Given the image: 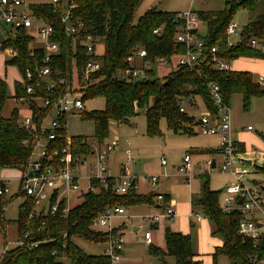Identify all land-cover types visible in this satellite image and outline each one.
Listing matches in <instances>:
<instances>
[{
	"label": "trees",
	"instance_id": "obj_1",
	"mask_svg": "<svg viewBox=\"0 0 264 264\" xmlns=\"http://www.w3.org/2000/svg\"><path fill=\"white\" fill-rule=\"evenodd\" d=\"M260 1L264 0H242L241 3L238 0H226L222 9L194 11L197 18L205 23V34L201 35L206 44L205 57L201 56L193 68L180 66L161 78L154 77L156 60L160 57L171 58L184 52L183 44L175 39L182 25L176 17L178 12L149 8L135 18L142 0H67L69 4H74L71 10L74 18L84 22L81 35L70 38L65 35L60 22L64 0L57 4L50 0L39 2L31 4L29 8L38 17L54 23L55 33L50 41L58 42L60 49L51 65L71 77L75 59L79 84L85 86L80 91L83 102L86 98L96 96L104 99V109L82 112L83 118L93 121L94 138L101 142L108 136L110 122L127 124L140 112L145 117V131L149 136L161 134L159 125L162 120L174 134H194L193 125L196 119L184 109L181 111L180 107L184 101L188 102L189 99L199 96L205 107L214 113L216 107L208 91L210 82L219 87L222 98L228 105L233 94H240L244 110H248L253 98L263 97L264 88L253 79L250 72L219 71L211 62L212 47H216L218 58L228 62L241 56L264 58V55L249 46L252 38L264 39V12L245 23L237 42L230 43L226 34V29L238 10L252 11ZM156 29L158 33H154ZM85 34L99 37L103 44L102 53H98L96 49L92 55L86 54L79 42ZM31 40L32 37L21 29L2 44L3 47L12 45L14 48V54L5 59V65L16 66L21 75L26 68L35 71L44 55L42 48L30 46ZM138 48L147 52L144 57V61L149 64V68L145 70L146 76L130 82L115 79V72L127 67L126 58ZM91 58L100 61L102 66L88 80H83L82 68ZM14 88L15 96L23 95L27 98L32 115L45 113L35 99L56 98V92L46 91L44 87L37 88L33 95L23 93L20 83H16ZM56 88L58 92L63 91V86L57 85ZM9 96L11 95L8 94L6 82L0 79V169H23L30 147H26L22 141L32 138V133L20 126L17 107L11 110L8 117L2 115ZM85 140L83 136L71 137V146L76 152L87 151L89 146ZM59 144L63 145L65 142L60 140ZM237 152H243V149L238 147ZM257 170L264 174V166L257 167ZM199 177L202 184L199 194L192 200V205L198 207L209 219L212 225L211 235L222 240V244L216 246L211 254L212 264H217L219 256H225L229 264H255L254 259L260 256L261 249L254 247L251 241L238 234L237 213L222 212L220 191L210 188L208 176ZM94 185L97 190L83 194V201L70 208L65 215L56 213L29 217L33 207L31 201L25 197L19 206L17 218L13 220L22 244L0 254V264H62L60 258L63 256L69 259L70 264H110V259L102 253H85L73 242L72 236L76 235L94 243H105L106 233L96 232L91 228L94 217L106 207L128 208L150 203L155 194L136 193L135 182L125 194H116L111 189L103 190L97 182ZM164 200H168L167 195H164ZM2 205L5 206L4 201ZM5 226L2 214L0 229ZM164 237L165 250L151 244L148 248L149 254L156 256L161 264H167L166 256H172L174 264H201L195 258L197 253L191 234L166 228Z\"/></svg>",
	"mask_w": 264,
	"mask_h": 264
},
{
	"label": "built area",
	"instance_id": "obj_2",
	"mask_svg": "<svg viewBox=\"0 0 264 264\" xmlns=\"http://www.w3.org/2000/svg\"><path fill=\"white\" fill-rule=\"evenodd\" d=\"M60 1L50 0L53 4ZM29 6L25 0H0V28L3 30L0 51L8 56L14 54L12 45L3 47L2 44L13 38L18 30H25L32 39L34 35H37L43 44L32 48L43 49L44 55L40 59L41 63L39 66L36 65L35 71L26 68L16 83L21 84L23 93L27 95H33L37 88L44 87L46 91L56 92V98L54 100L48 97L35 99L36 102L40 101V105L38 103L37 105L44 109L45 113L32 115L31 112L29 116L19 119L20 126L30 131L32 138H25L22 141L26 147H30V154L25 167L19 169L18 192H22L24 197L32 203L33 210L29 217L56 213L65 215L71 208L66 206L67 197H71V192L83 195L88 191H95L97 187L94 182H97L103 190L111 189L116 194H125L130 187H133L134 178L129 173L127 163L121 166L117 175L108 174V157L117 145L116 138H105L101 142L96 138L85 140L89 149L82 152H76L71 146V138L67 137L65 132V116L71 110L83 107L80 91L85 86L79 84L75 59L72 63L71 77L67 73L62 74L60 68L51 65L60 49L58 42L50 41L55 33L54 23L38 17ZM73 8V3L69 4L67 0H64V9L60 15L63 31L70 38L81 35V30L84 28V22L72 15ZM176 17L182 25L175 39L183 44L184 52L171 58L160 57L156 60V65L169 66L173 63L175 68L180 66L193 68L201 56L205 57L206 44L202 34H199L201 21L191 10L178 12ZM192 29H196V32L193 33ZM154 33H158V29L154 30ZM226 34L228 37L235 35L240 38L241 29L238 31L230 24L226 29ZM98 40L100 39L97 36L85 34L79 42L86 54L92 55L96 52ZM249 46L264 55V39L252 38ZM211 53V62L217 70H230V62L216 56V47L211 48ZM146 55L145 49L134 50L126 58L127 67L115 72L114 78L130 82L145 77V70L149 68L148 62L144 61ZM101 66L100 61L89 59L82 68L81 78L88 80L89 76L97 72ZM258 83L264 84V78L259 77ZM57 85L63 86L62 92H58ZM208 91L216 111L202 115L199 123L209 134L220 136L218 153L222 157V163L219 171L231 176V180L221 191L220 208L226 214L237 213L238 234L243 239L251 241L254 247L261 249L260 256L255 257L254 261L255 264H264V246H262V243L264 244V189L263 186L249 181L246 168L234 167L233 159L234 153H237V146L231 136L229 105L224 102L219 87L215 83H208ZM14 94L15 91L12 97L16 102L25 101L29 108L25 96ZM183 109L180 107L181 111ZM51 112H54V115L49 117ZM247 129L251 127L248 126ZM60 140H63L65 144H59ZM125 153L127 161H130L129 148L125 150ZM161 164L165 165L166 160L161 158ZM206 165L212 168V161L207 160ZM192 168L190 155L185 154L177 170L189 178ZM146 179L152 187L158 183L156 176ZM8 180L7 177H0V219L4 212L2 203L9 192ZM82 180L86 181L85 187H81ZM154 197L156 202L161 204L162 209L157 213L144 215L143 218L149 223H157L162 219L173 221L176 214L172 205L164 200L163 194L158 193ZM192 216L197 220L201 219V215L197 213L192 212ZM118 217H124L126 220L132 219V216L126 214L125 207L111 206L106 207L94 217L91 224L94 231L99 230L106 233V247L102 254L110 259V264L119 260L124 242L122 234L117 232L112 225V220ZM142 241L148 246L152 243L151 230L144 231ZM17 244H22V239H18ZM31 245L36 246L37 243H31ZM8 249L7 243L4 242L3 248H0V254H4Z\"/></svg>",
	"mask_w": 264,
	"mask_h": 264
},
{
	"label": "rangeland",
	"instance_id": "obj_3",
	"mask_svg": "<svg viewBox=\"0 0 264 264\" xmlns=\"http://www.w3.org/2000/svg\"><path fill=\"white\" fill-rule=\"evenodd\" d=\"M39 1L47 0H25L27 4ZM225 1L226 0H157L156 3H158L159 7H165L168 9L165 11L185 12L188 10L198 11L222 9ZM262 12H264V1L258 2L256 8L252 11L243 9L238 10L231 19V25L235 26V28L239 31L245 23H247V21ZM142 13L143 11L138 8L135 18ZM199 34H205V23L203 22L199 25ZM2 39L3 34L0 33V42ZM238 39V36H229L230 43H235ZM42 44V40L37 35H34V38L30 42L31 47L41 46ZM96 49L98 53L103 52V44L100 40L97 41ZM2 57H5L6 59L8 58V55L4 52H0V77L6 81V84L9 87L8 94L11 95L13 80L20 77V73L14 65L8 64L2 66ZM256 63L258 64V68L261 69L258 70L259 72H254L253 78L258 76H262L264 78V73H262V68L264 67L263 63ZM231 65L232 68H234L236 66H242V63L239 58H236L235 61L233 60ZM170 66L171 67H166L162 64L155 65L154 77H163L162 75L170 68H174L173 63ZM262 85L264 88V84ZM37 103L40 105L39 100H37ZM182 105L186 109V112L189 115L194 116L196 120H198L203 113L204 106L199 97H197L194 106H190L185 101ZM104 106V99L100 96H96L89 99L86 98L81 109H73L68 112L65 116L64 123L66 136L70 138L83 136L87 141L93 139L95 137L93 121L83 118L82 112L102 110L104 109ZM14 107L18 108L20 119L29 116L31 113L25 101L18 103L13 97L9 96L4 104L2 115L4 117H8ZM229 110L232 122V139L241 138L246 142L245 152L234 153V167L246 168L248 171L249 181L255 185L264 187V174L257 170V167L264 166V96L253 98L248 110H244L241 95L233 94L230 99ZM53 115L54 112H51L49 117H52ZM247 126H250L252 130H247ZM159 129L161 132L160 135L149 136L146 134L145 117L143 112H140L136 117H134L130 123L116 124L114 122H110L109 124L107 139L116 138L119 141L117 149L110 153L112 166L116 165L118 161L122 163L121 165H125L127 163L129 173L136 179V191H146L149 189H153V191H163L164 188H169L171 196L176 200H181L183 197L187 196L189 188H191L192 191L197 190L198 182H201V179L198 177L199 174L208 176L211 189L217 191L231 180V176L229 174L220 172L218 168H209L206 165V161L211 160V158L206 159V156L202 157L203 154L198 152L199 148L204 147V145H206L208 149L216 150L220 143L218 137L205 135L199 131H197L195 135L190 136L174 135L170 130H168L164 120L160 122ZM126 142L129 143L128 146L132 152L133 158L131 161H127L125 155L123 154V148H125ZM188 152L190 154L193 169L190 173L189 179H186L179 173L177 168L175 169L174 167L181 164L182 158L185 154H188ZM213 157L220 162L221 157H218L217 152L213 153ZM161 158L166 160L165 165L161 164ZM245 161H250V164H247ZM136 164H138L137 169ZM150 176L158 177L159 183L156 187H152L150 182L146 179ZM0 177L9 178V192L4 197L5 206L3 212L6 226L4 236H2V239L0 240V248H3L4 241L7 243L8 248H12L16 245L19 237L17 227L13 220L17 218L19 206L24 201V195L22 192H20L19 195H16L19 183L17 181L16 170L0 169ZM85 185L86 181L82 180L81 187H85ZM82 201L83 196L81 193L72 194L71 192V197H67L66 206L68 208H72L80 204ZM134 211L135 212L131 211V213H150L148 211L141 210V207L139 206H136ZM192 217L190 215V219H192ZM205 218L209 222V219L207 217ZM122 219L125 223V233L123 235L124 242L121 253L141 258L144 260L143 264H161L158 258L149 257L147 247L145 244L140 242V236L143 229H139L137 231L132 230L133 226L144 227L146 222L142 221L140 218L126 220L124 217L114 218L112 222L117 223ZM169 221V223H172L171 220ZM136 239H138L139 242H137ZM72 240L87 254H101L103 249L106 247L105 243H94L76 235L72 236ZM213 242H215V239L212 243ZM201 259L202 264H212V255H210L207 251L202 254ZM60 261L62 264H70L69 259L66 256L61 257ZM165 261L167 264H174L172 256H166ZM217 264H229V261L225 256H219L217 258Z\"/></svg>",
	"mask_w": 264,
	"mask_h": 264
},
{
	"label": "crops",
	"instance_id": "obj_4",
	"mask_svg": "<svg viewBox=\"0 0 264 264\" xmlns=\"http://www.w3.org/2000/svg\"><path fill=\"white\" fill-rule=\"evenodd\" d=\"M39 2H46V1H39ZM39 2H36V3H39ZM156 2H157V0H142L141 4L139 6V9H141L143 12L146 11L147 9H149V8H156V9H159V10H162V11L168 10L165 7H159V5H158L159 1H158V3H156ZM31 4H35V3H29V5H31ZM174 12H177V11H174ZM0 33L3 34V30H1V28H0ZM0 52L3 53V51H0ZM238 58L241 60L242 66H236V67L232 68L231 64H232L233 61H230V70H233V71H248V72H250L252 74V77H253L254 72H259L258 70L261 69V68H258V64L256 62H262L263 65H264V58H254V57H245V56H241V57H238ZM4 61H5V57H2L1 58L2 66L5 65ZM234 61H235V59H234ZM166 67H171V66L169 65V66H166ZM5 68H6V66H5ZM174 69H175V67L174 68H170L162 76L167 75L169 72H171ZM262 73H264V67L262 68ZM259 77L260 76L255 77L253 79L256 82H258V78ZM0 79H1V77H0ZM18 80H20V77H17V78H15L13 80L11 96L13 95V93L15 91L14 85H15V83ZM260 86L263 88L262 84H260ZM8 90H9V87H8ZM197 97H199V96H195L194 99H191L192 100V104H189L188 102L187 103L190 106H194ZM201 101H202V99H201ZM202 104H203V101H202ZM203 106H204V109H203V113L201 114V116L204 115L205 113L211 112V110H208L205 107L204 104H203ZM184 111H186L185 108H184ZM199 119L196 120L195 124L193 125L194 134H192V135H195L197 133V131H199V132H201L202 134H205V135L216 136V137H218V140L220 141V136L218 134H209L201 126V124L199 123ZM231 127H232V122H231ZM247 130H252V128L251 129H247ZM231 133H232V131H231ZM174 135L187 136L185 134H174ZM188 136H190V135H188ZM231 136H232V134H231ZM233 140L236 143L237 148L240 147V148L243 149V152H245V144H246V142L243 139H241V138H236V139H233ZM128 145H129V143L126 142L125 148H123V154L126 157L125 150L129 148V150H130V161H131L133 156H132L131 149H130V147ZM118 146H119V141L117 142L116 147L111 152L115 151ZM217 150H218V148H216V150L208 149L206 147V145H204V147H200L199 148L198 152L203 154L202 157L206 156V159L211 158L212 168H218L219 169V166L222 163V157L220 156V154L218 153ZM195 151H197V150H195ZM214 152H217L218 157H221L220 158V162H218V160L213 157V153ZM188 154H189V152H188ZM110 158L111 157H110V154H109V157H108V174L111 175V176H115V175H117L120 172V168L122 166L121 165L122 163H120V161H118L116 163V165L112 166ZM182 160H183V158H182ZM137 166H138V164H136V167ZM174 168L176 169L177 166L174 167ZM9 169L17 171V181H18V176H19V171L20 170L19 169H15V168H4L2 170H9ZM180 174L182 176H184L186 179H189L187 177V175L182 174V173H180ZM199 175H202V174H199ZM199 175H198V177H199ZM134 182H135V186H136V179L135 178H134ZM158 183H159V180H158ZM201 184H202V180H201V182H198V188H197L196 191H192V189L189 188L187 196L183 197L181 200H176L175 198H173L171 196L169 188H164L163 191H158V190L157 191H153V189H149V190H146V191H143L142 189H141L142 191H136L135 190L136 193H138V194L154 193L156 195V194L160 193V194H163V195H167L168 196V200L167 201L172 205L173 210L175 211V214H176L174 220L172 221V223H169L170 221L169 220H165V219H162V220L158 221L157 223H149L147 220H145L143 218V216L147 215V213L146 214H135V213L132 214L131 213V211L135 212L134 209H135L136 206L137 207L138 206L141 207V210H143V211L150 212L148 214H153V213L159 212L162 209L161 208V204L156 202L154 195H153L150 203L135 205V206L128 207V208L125 207L127 215L132 216V220L135 219V218H140L142 221L146 222L144 227H135V226L132 227L133 231H137L139 229H143V232H142V234L140 236V242L145 244L142 241L143 233L146 230H151V232H152V243H151V245H153L154 247H157L159 249L165 250V237H164V235H165V229L166 228H169V229H171L173 231H180L181 233H184V234H191V235L194 236L195 250H196V253H197V256L195 258L197 260H200V262L202 264V259H201L202 254L205 251H207L211 255L212 252L214 251V248L216 247L214 245H221L222 244V240L219 237H217V236H212L211 235L212 225H211L210 221L208 222V220L204 217L203 213L201 212V210L198 207L192 205L193 198L195 196H197L199 194V192H200ZM209 186H210V184H209ZM223 187L221 189H219V191H220V197L219 198H221V191H222ZM142 205H144V206H142ZM192 212L201 215V219L197 220L195 217H192ZM190 215H191L192 219H190ZM119 219H121V218H119ZM112 225L114 226V228L116 229L117 232L121 233L122 236L124 235V233H125V223H124L123 219L120 222H117V223H113L112 222ZM0 230H1V232H0V240H1L2 236H4L5 228L4 229H0ZM96 232H99V230H96ZM123 238H124V236H123ZM211 239H213V240L215 239V242L212 243L213 240H211ZM136 240H137V242H139L138 239H136ZM205 240H206V247H205ZM145 246L147 247V253H148L149 257H152V258L156 257L154 255H150L149 252H148L149 246L146 245V244H145ZM121 254L122 255L120 256L119 260L114 262L113 264H143L144 263V260H142L141 258H137L136 256L126 255V254H123V253H121Z\"/></svg>",
	"mask_w": 264,
	"mask_h": 264
},
{
	"label": "water",
	"instance_id": "obj_5",
	"mask_svg": "<svg viewBox=\"0 0 264 264\" xmlns=\"http://www.w3.org/2000/svg\"><path fill=\"white\" fill-rule=\"evenodd\" d=\"M238 2L241 3L242 0H238ZM192 32L195 33V32H196V29H192ZM188 103H189V104H192V100L189 99V100H188ZM263 139H264V136H263ZM245 162H246L247 164H250V161H245ZM137 168H138V166L136 167V169H137ZM133 183H134V182H133ZM263 189H264V187H263ZM262 246H264L263 243H262Z\"/></svg>",
	"mask_w": 264,
	"mask_h": 264
}]
</instances>
